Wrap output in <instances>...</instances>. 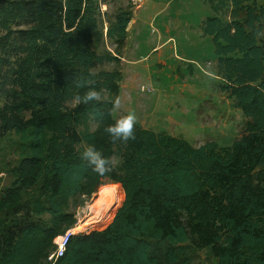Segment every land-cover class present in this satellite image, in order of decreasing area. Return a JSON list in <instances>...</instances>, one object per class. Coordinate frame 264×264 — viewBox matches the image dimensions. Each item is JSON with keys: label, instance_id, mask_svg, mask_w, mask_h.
<instances>
[{"label": "trees", "instance_id": "1", "mask_svg": "<svg viewBox=\"0 0 264 264\" xmlns=\"http://www.w3.org/2000/svg\"><path fill=\"white\" fill-rule=\"evenodd\" d=\"M99 1L0 0V141L12 135L18 156L0 192V264H50L73 209L104 180L124 193L111 223L71 236L53 264H191L202 250L216 264H264V1L206 0L219 89L245 117L228 147L139 125L134 140L112 142L103 129L115 122L132 12L109 24L114 54H98ZM104 63L115 68L94 71ZM80 78L101 101L75 104ZM89 145L111 159L107 174L81 159Z\"/></svg>", "mask_w": 264, "mask_h": 264}, {"label": "rangeland", "instance_id": "2", "mask_svg": "<svg viewBox=\"0 0 264 264\" xmlns=\"http://www.w3.org/2000/svg\"><path fill=\"white\" fill-rule=\"evenodd\" d=\"M99 2L102 37L93 45L98 54H114L115 43L107 36L109 24L119 11L132 12L133 24L127 30L122 58L116 67L123 79L118 95L120 107L112 113L115 121L134 112L136 125L183 138L194 147L210 141L228 147L242 135L245 117L219 89L213 43L202 31L204 20L213 16L206 0ZM114 68L115 64L104 63L94 71ZM141 87L150 91L141 92ZM90 128L93 130L94 126L91 124ZM15 142L12 135L0 141V192L11 182L8 171L18 158ZM117 162V158L112 159V164ZM102 190L109 193L100 194ZM110 193L112 202L105 196ZM123 199L121 186L104 180L73 209L74 227H80L73 235L105 229ZM191 264H216V261L208 251L202 250L194 253Z\"/></svg>", "mask_w": 264, "mask_h": 264}, {"label": "clouds", "instance_id": "3", "mask_svg": "<svg viewBox=\"0 0 264 264\" xmlns=\"http://www.w3.org/2000/svg\"><path fill=\"white\" fill-rule=\"evenodd\" d=\"M77 89H86L83 94L77 93L73 100L78 106L99 102L102 99L101 92L95 87V81L89 78H80L74 81ZM114 108L120 107V99L116 97L112 101ZM137 116L134 112H128L121 116L113 124L107 125L103 130L111 138L112 142H127L135 139V128ZM81 159L86 161L92 171L99 176L107 174L111 170V159L106 157L102 151L89 145L81 152Z\"/></svg>", "mask_w": 264, "mask_h": 264}, {"label": "built area", "instance_id": "4", "mask_svg": "<svg viewBox=\"0 0 264 264\" xmlns=\"http://www.w3.org/2000/svg\"><path fill=\"white\" fill-rule=\"evenodd\" d=\"M64 1L65 0H62V2H64ZM138 1H141V0H133V2H138ZM105 31H106V25L104 26V32ZM140 90H141V92L150 91L149 89H147L145 87H141ZM71 236H73V234H70V232L68 230L62 236H59L54 240L55 249L52 253H50V255L47 258V260L50 264H53L57 259H59L63 255L65 248H66L68 241H69Z\"/></svg>", "mask_w": 264, "mask_h": 264}, {"label": "bare ground", "instance_id": "5", "mask_svg": "<svg viewBox=\"0 0 264 264\" xmlns=\"http://www.w3.org/2000/svg\"><path fill=\"white\" fill-rule=\"evenodd\" d=\"M99 212V211H98ZM97 212V213H98ZM95 214V215H98V214ZM80 231V227L79 226H76V227H72L71 229H69V232H70V234H76L77 232H79Z\"/></svg>", "mask_w": 264, "mask_h": 264}, {"label": "crops", "instance_id": "6", "mask_svg": "<svg viewBox=\"0 0 264 264\" xmlns=\"http://www.w3.org/2000/svg\"><path fill=\"white\" fill-rule=\"evenodd\" d=\"M132 24H133V21H132V19H131L130 22H129V24H128V26H127V28H126V34H127V30L129 29V27H130Z\"/></svg>", "mask_w": 264, "mask_h": 264}]
</instances>
